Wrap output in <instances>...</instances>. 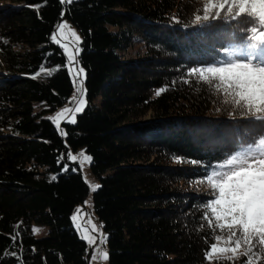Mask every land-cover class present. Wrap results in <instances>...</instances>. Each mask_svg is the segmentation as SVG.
Instances as JSON below:
<instances>
[{
	"label": "trees",
	"instance_id": "1",
	"mask_svg": "<svg viewBox=\"0 0 264 264\" xmlns=\"http://www.w3.org/2000/svg\"><path fill=\"white\" fill-rule=\"evenodd\" d=\"M209 2L0 0V264H89L72 218L90 192L68 160L80 148L100 185L92 210L109 264H248L243 241L240 255L206 256L228 232L205 212L213 195L205 176L264 134V121L189 73L257 43L251 29L264 25L227 8L204 20ZM62 21L81 36L86 104L75 124L57 129L49 116L76 87L51 40ZM33 222L48 236L35 239ZM252 244L249 256L264 264V245Z\"/></svg>",
	"mask_w": 264,
	"mask_h": 264
},
{
	"label": "snow or ice",
	"instance_id": "2",
	"mask_svg": "<svg viewBox=\"0 0 264 264\" xmlns=\"http://www.w3.org/2000/svg\"><path fill=\"white\" fill-rule=\"evenodd\" d=\"M62 3L65 0H61ZM71 3V0H67ZM227 8L229 13L235 11V16L239 17L243 13L255 14L261 25H264V0H210L205 6L203 17L208 20V13L216 9V16L219 17L220 10ZM200 16H196L199 21ZM68 30L70 36L76 42L74 51H69V44L62 43L57 34L51 36V40L60 45L67 53L69 74L73 76L74 83L79 80L82 84L85 70L83 67H76L78 63L77 56L81 52L79 44L81 38L76 31L71 30L66 21L58 25L57 32L60 37L65 36V30ZM255 44L249 45L247 52L239 54H230L226 59L212 63L211 65L193 67L189 74H198L202 81L209 83L215 82L214 87L221 90L224 94L233 97V103L239 108L250 113L255 121H264V31L255 35L257 29H251ZM59 67V66H57ZM43 66L37 72H43ZM163 90V89H162ZM161 90V91H162ZM160 92H157L159 95ZM81 97L83 92L81 91ZM73 101L76 107L64 108L58 112L53 120L57 129L61 127V121L70 124L77 122L76 114L84 110L86 101L83 98ZM61 135L67 136L66 132ZM83 161H91V157L81 153ZM225 163H217L211 166V171L206 172L207 183L211 185L212 197L205 202V212L214 216L217 226L220 230H227L228 239L216 235V243L210 244V251L206 256L211 259L213 253H228L236 255V250L240 248L241 241L249 245L245 256L253 253V238H258L259 244L264 245V134L258 136L249 144L241 145L234 152L229 154ZM68 160L76 161L77 157L71 152L68 153ZM195 163V162H193ZM62 171L68 170V165L64 164ZM76 169H73L75 171ZM53 180L56 177H52ZM99 185L92 187V191L99 188ZM80 209H77V214ZM76 219V216L73 217ZM95 229V225H93ZM34 234H38L41 229L33 227ZM85 239L92 240V237L85 236ZM106 238L102 237L103 243ZM94 242V241H93ZM222 242L223 247H218ZM234 244L235 247H231ZM254 255V253H253ZM95 255L93 259H95ZM107 259V253H104ZM258 258V257H257ZM248 264H251L249 256Z\"/></svg>",
	"mask_w": 264,
	"mask_h": 264
},
{
	"label": "rangeland",
	"instance_id": "3",
	"mask_svg": "<svg viewBox=\"0 0 264 264\" xmlns=\"http://www.w3.org/2000/svg\"><path fill=\"white\" fill-rule=\"evenodd\" d=\"M65 1H67V0H65ZM62 22H64V21H62ZM57 28H56L55 34H57L58 39H62V43H68L69 44V51H74V49L77 46L74 38H72L70 36V33L68 32L67 29L65 30V36L60 37L59 33L57 32ZM69 28L71 30L76 31L77 35H79L77 30L75 28H73L71 25H69ZM80 38H81V36H80ZM248 50H249V46H246V47H243L240 49L234 48L232 51H230L228 53V55L224 59H226L230 54H239L242 52H247ZM66 56H67V53H66ZM75 66L78 67L77 64ZM75 86H76L75 87V93L72 96L71 102L66 106L67 108L74 109L77 106L76 103L73 101L74 97L76 100L83 98V97H81V91L83 92L82 84L80 83L79 80H77L75 82ZM66 107H64V108H66ZM64 108L60 109L58 112L62 111ZM57 113L50 115L49 118L55 117V115ZM144 120L150 121L151 119L148 118V116H147ZM70 152L73 156L77 157L76 161H71V162L77 165V168L79 169V171H80V173H81V175H82V177H83V179H84L85 183L87 184L89 191H90L89 196L84 201V203L80 204L77 207V209H80V212L77 214V209H76L75 212L73 213V217L76 216V219L75 220L73 219L75 230L78 232L80 237L86 241L87 245L89 246V249L91 251V258L89 259V264H109V251H108L107 242H106L107 236L105 234V231L103 229L101 222L98 221V219L95 217L93 210H92V194L94 192V191H92V187L95 185H99V182L94 177V175L91 173V170H90L91 161H83V163H81V161L83 160L81 153H83L84 155H87L85 153L84 149L80 148L75 152H73V151H70ZM209 186H211V185L209 184ZM93 225H95V229H93ZM34 226L41 229V231L38 234L33 233V237L35 239L48 236L49 229L47 227H45L44 225L37 223V222L32 223V229ZM86 235L89 237H92L93 239L92 240L85 239L84 237ZM102 237L106 238L103 243L101 242ZM223 239L226 240L228 238L223 237ZM223 246L224 245L222 242L218 243V247H223ZM231 247H235V245L232 244ZM105 252L107 253V259L104 258ZM240 254H241L240 248L236 250V255H233L231 252L213 253L211 260L232 258V257L240 255ZM94 255L96 257L95 259H93ZM248 261H249V256H248ZM251 264H256L252 258H251Z\"/></svg>",
	"mask_w": 264,
	"mask_h": 264
}]
</instances>
